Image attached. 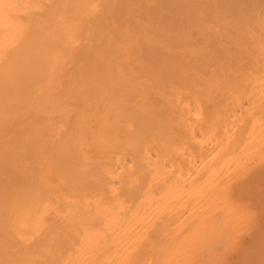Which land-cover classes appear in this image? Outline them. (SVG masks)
Returning a JSON list of instances; mask_svg holds the SVG:
<instances>
[{"label":"bare ground","instance_id":"bare-ground-1","mask_svg":"<svg viewBox=\"0 0 264 264\" xmlns=\"http://www.w3.org/2000/svg\"><path fill=\"white\" fill-rule=\"evenodd\" d=\"M0 264H264V0H0Z\"/></svg>","mask_w":264,"mask_h":264}]
</instances>
